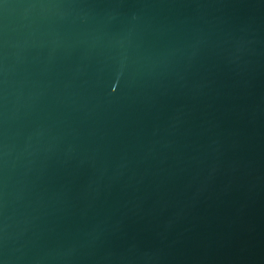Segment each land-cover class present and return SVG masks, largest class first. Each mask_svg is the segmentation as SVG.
Instances as JSON below:
<instances>
[{"label": "water", "instance_id": "95a60500", "mask_svg": "<svg viewBox=\"0 0 264 264\" xmlns=\"http://www.w3.org/2000/svg\"><path fill=\"white\" fill-rule=\"evenodd\" d=\"M0 264H264V0H0Z\"/></svg>", "mask_w": 264, "mask_h": 264}]
</instances>
